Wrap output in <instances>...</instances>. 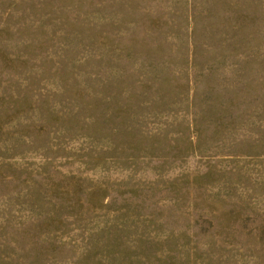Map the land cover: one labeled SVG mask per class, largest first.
<instances>
[{
	"label": "rangeland",
	"instance_id": "374dc122",
	"mask_svg": "<svg viewBox=\"0 0 264 264\" xmlns=\"http://www.w3.org/2000/svg\"><path fill=\"white\" fill-rule=\"evenodd\" d=\"M0 264H264V0H0Z\"/></svg>",
	"mask_w": 264,
	"mask_h": 264
}]
</instances>
